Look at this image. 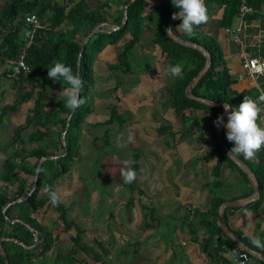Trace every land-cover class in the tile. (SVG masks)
Here are the masks:
<instances>
[{"label":"trees","instance_id":"trees-1","mask_svg":"<svg viewBox=\"0 0 264 264\" xmlns=\"http://www.w3.org/2000/svg\"><path fill=\"white\" fill-rule=\"evenodd\" d=\"M131 1L6 0L0 6V84L2 81L11 84L1 94L5 98L12 91L16 92L12 101H3L0 105V128L13 115H17L22 106L33 102L25 123L16 126L11 138L0 145V153L4 154L0 166V240L9 264H110L109 251L103 243L94 241L93 246L88 245L84 241L85 230L82 225L70 217L62 201L53 207L45 191L49 187L56 190L62 179L72 172L73 164L80 157L82 127L94 108L92 96L97 84L95 64L107 47H115L116 52V60L108 65V71L116 81L113 91L123 86V76L153 70L155 56L141 54L138 50L148 34L158 51L156 57L164 64L171 105L184 127L188 128L191 121L200 124L196 118L197 110L213 114L214 121L226 115L224 108L212 107L187 96L190 83L206 67L209 58L203 51L179 43L167 31L172 14L178 11L171 0H135L128 8L125 22V8ZM243 4L251 8L249 18L261 15L264 0L204 1L208 20L223 11L222 26L225 28L231 27L234 19L240 15ZM31 14L38 16L42 28L36 31L33 43L27 47L26 32L30 27L26 18ZM180 22L175 20L173 23V34L185 42L202 46L212 58L211 67L193 85L191 93L213 103L229 104L233 108H238L244 97L253 99L250 91L238 92L233 89L237 79L227 66L222 47L204 31L207 23L194 26L193 34L189 36L176 28ZM101 24H104L101 30L91 37L83 51L79 75L78 60L85 39ZM111 25L116 28L113 29ZM25 49L29 73L22 75L19 80L8 78L9 61L18 59ZM136 50L141 57L139 59L145 58L143 64L136 66L137 71L134 66L138 59ZM55 62L71 67L83 82L80 97L85 103L76 109L71 119L66 136L67 146L62 143V135L72 110L64 106L63 96L59 95L68 86L62 81L54 82L47 76L48 67L54 66ZM176 64L183 68L182 77H173L167 71L169 66ZM131 83L135 85L137 80ZM128 117L129 114H120L114 105L111 117L105 123L123 126L128 122ZM217 128L213 122L208 141L213 148L207 159H218L216 172L224 163H228L248 181V174L228 157L219 141ZM50 156L59 157L45 160L38 173L41 159ZM238 157L256 174L260 183L261 198L255 202L258 204L264 197V160L252 163L243 155ZM133 162L132 169L137 171L140 165L139 152L134 153ZM29 177L34 178L33 182L29 181ZM224 203L225 199L215 197L210 209L201 214L209 235L205 240L206 245L216 241L219 253L225 251L226 247L237 248L239 255L248 252L218 226L217 215ZM49 209L58 213V230L50 229L37 217L41 211ZM61 232L70 234L72 247L63 249L65 242H57L61 239ZM234 233L250 250L264 252V248L251 243L252 238L239 231ZM53 250H56V254L51 256ZM221 263L232 264L226 260ZM0 264H6V258L1 253Z\"/></svg>","mask_w":264,"mask_h":264},{"label":"crops","instance_id":"crops-1","mask_svg":"<svg viewBox=\"0 0 264 264\" xmlns=\"http://www.w3.org/2000/svg\"><path fill=\"white\" fill-rule=\"evenodd\" d=\"M249 14L251 10L245 21L239 15L225 28L220 11L209 18L204 31L222 47L227 66L237 79L233 89L250 91L253 100H258L264 74L257 78L246 75L242 62L244 55L264 59V4L261 15L248 18ZM149 38L147 34L138 50L155 56L153 70L123 76L124 84L116 92V81L108 71L109 63L116 60L115 47H107L96 62L94 108L82 127L80 157L75 162L79 165L85 158L89 168L74 165L56 191L70 217L84 228V241L90 246L102 242L109 251L110 264H222V260L236 264L237 248L226 247L219 253L216 241L206 245L209 235L201 214L210 209L215 197L225 202L255 199L245 205L226 206L222 218L233 233L258 237L264 243V197L255 204L261 198L257 199L255 180L248 175L247 181L228 163L216 172L218 159H207L213 148L208 141L215 116L197 110L200 124L191 121L184 127L167 93L164 64ZM133 80L137 84L133 85ZM114 105L120 114L130 116L123 126L105 123ZM259 107L257 124L264 128V103ZM224 124L222 136L231 149L234 143L227 140ZM84 141L87 148L83 150ZM108 145L114 150L105 151ZM135 152L140 153L137 178L125 184L120 170L125 161L133 167ZM262 159L264 146L247 160L259 163ZM93 162L100 164V176L92 173ZM247 249L248 264H264L263 257L255 256L264 252Z\"/></svg>","mask_w":264,"mask_h":264},{"label":"clouds","instance_id":"clouds-1","mask_svg":"<svg viewBox=\"0 0 264 264\" xmlns=\"http://www.w3.org/2000/svg\"><path fill=\"white\" fill-rule=\"evenodd\" d=\"M173 6L178 9L172 14L173 20L181 21L176 27L183 33L191 36L194 26L207 23V10L203 0H171ZM167 31L171 33L172 28ZM168 73L173 77H182L183 68L180 64L169 66ZM47 76L54 82H63L68 87L64 88L59 95L63 96L64 106L70 110L79 108L85 101L80 97L83 82L78 74H74L73 69L62 62H55L54 66L48 67ZM258 100L244 97L243 102L238 108H233L229 104L224 105V112L228 113L227 123L224 127L227 129L226 138L229 142L234 143L228 153V157L243 155L245 159H253L256 153L264 146V128L257 124L259 114L262 109L259 104L264 103V88H259ZM224 116L221 115L214 121L216 127L223 124ZM132 138L129 137V142ZM131 162L125 161V167L120 170V178L125 184L133 183L137 176L136 172L128 165ZM49 202L53 207L61 203V197L56 190L51 187L45 189ZM251 243L258 247L264 248V243L258 237H253Z\"/></svg>","mask_w":264,"mask_h":264},{"label":"water","instance_id":"water-1","mask_svg":"<svg viewBox=\"0 0 264 264\" xmlns=\"http://www.w3.org/2000/svg\"><path fill=\"white\" fill-rule=\"evenodd\" d=\"M135 0H132L129 5L126 6L125 8V22L127 21L128 19V8L129 6L134 2ZM205 0H203L204 2ZM175 22V20L171 19L170 23H169V27L168 28H173V23ZM103 24L97 26L93 31H91V33L88 35V37L85 39V42L83 44V47H82V52L80 53V56H79V60H78V66H79V75H80V68H81V57H82V54H83V51L86 49V46L88 44V42L90 41L91 37L96 34L97 32H99L101 30V27H102ZM111 27L113 29H115L116 27H114L113 25H111ZM176 41H178L179 43L181 44H184V45H187V46H191V47H195L201 51H203L209 58L208 60V63L206 65V67L197 75V77L190 83L188 89H187V96L190 98V99H193V100H197V101H200L206 105H209V106H212V107H216V108H224V105L225 104H217V103H213V102H210L206 99H203L201 97H198V96H195L191 93V89L193 87V85L201 78L203 77L209 70V68L211 67L212 65V58L209 54V52L203 48L202 46L200 45H197V44H192V43H189V42H185L183 41L182 39L180 38H177L173 32L171 31L170 33ZM76 112V109L75 110H72V113L70 114L69 118H68V121H67V126H66V130L65 132L63 133L62 135V143L64 146H67V133L69 131V128H70V123H71V119L74 115V113ZM227 115L228 113H226V115L224 116V121H223V124L224 122L227 120ZM223 124H221V126L219 128H217V133H218V137H219V141L220 143L223 145L224 149L227 151V153H229L230 151V148L228 147V145L225 143V140L222 136V128H223ZM59 156H50V157H46V158H43L41 159L40 163H39V168H38V173H39V169L41 168L43 162L47 159H57ZM246 174L250 175L256 182L257 184V199L260 198L261 196V189H260V183L257 179V176L256 174L249 168V166L247 164H245L243 161L239 160L237 157H230ZM35 189V187H34ZM33 189V191H34ZM32 191V192H33ZM32 192L30 193V195L32 194ZM29 196H27L28 198ZM22 199H20L19 201H21ZM255 199H252L250 201H243V202H238V201H235V202H225L219 212H218V216H217V219H218V225L219 227L223 230V232L228 235L231 239H233L236 243H238L243 249L245 250H248L247 247L242 243V241L233 233V231L227 226V224L225 223V221L223 220L222 218V213L224 211V208L226 206H239V205H245L247 204L248 202H253ZM15 203V202H14ZM4 212H6V209L4 210ZM36 240H38V234H36ZM16 241L17 243L21 244V242H18L17 240H14ZM1 244H2V240H0V253L6 258V264H9V260H8V255L7 253L4 251V249L1 247ZM256 257H263L264 259V255H260V254H255Z\"/></svg>","mask_w":264,"mask_h":264},{"label":"rangeland","instance_id":"rangeland-1","mask_svg":"<svg viewBox=\"0 0 264 264\" xmlns=\"http://www.w3.org/2000/svg\"><path fill=\"white\" fill-rule=\"evenodd\" d=\"M5 1L6 0H0V6H2L4 3H5ZM60 1H63V0H60ZM104 25V24H103ZM102 25V26H103ZM138 50H136V54L135 55H137V57H136V59H137V62L135 63V70L137 71V67L136 66H138V65H141V64H143V62L145 61V58H143V60H141V59H139V58H141L140 56H139V53L137 52ZM101 72H104V71H100V73ZM3 83L2 84H0V105H1V103H3V101H12L13 100V98H14V95L16 94V92L15 91H13L12 93H9L5 98L3 97V95L1 94V90L3 89V88H8L11 84L10 83H8V82H6V81H2ZM94 93V96H95V92H93ZM94 96H92V98L94 97ZM33 106V102H29V103H27V104H25L24 106H22V108H21V111L17 114V115H13L12 117H11V119L7 122V124L5 125V126H3V127H1L0 128V145H3V144H5L6 142H7V140H9L10 138H11V136H12V132L14 131V129H15V127L16 126H18V125H20V124H23V123H25V121H26V118H27V115L29 114V111H30V109H31V107ZM106 130V129H105ZM9 138V139H8ZM106 138L107 137H105L104 138V140L107 142V144H108V141L106 140ZM85 148H87L86 146H85V141L83 142V150L85 149ZM106 150H108V151H113L114 149H113V147L111 146V145H108L106 148H105V151ZM4 154H2V153H0V166H1V164H2V161H3V159H4V156H3ZM98 155L99 154H97V156H96V160H97V158L99 159V157H98ZM76 161H78V160H76ZM75 161V162H76ZM85 163H86V166H85ZM74 165L75 166H79L80 165V167H83L84 166V169H88L89 168V166H88V163H87V161L85 162V158H82V163H80L79 165H76L75 163L73 164V167H74ZM92 166H93V171H92V173L93 174H96V175H98V176H100L101 175V172H99L101 169L99 168L100 167V164H96V162H93V164H92ZM73 170V169H72ZM95 171H97V172H95ZM86 174V176L88 175H90V172H87V173H85ZM101 179V178H100ZM33 180H34V178L33 177H29V181L30 182H33ZM90 185H92V184H90ZM89 186V185H88ZM101 186H104V185H102L101 184ZM66 187H68L67 185H66ZM37 217L39 218V220L42 222V223H44L46 226H48L50 229H57L58 230V226L60 225V223H58L57 222V218H58V213H56L54 210H52V209H49V210H46V211H41L38 215H37ZM74 231H72V233H73ZM69 233H65V232H61L60 233V237H61V239L59 240H57V242H59V241H64L65 242V244H64V248L63 249H68V248H70V247H72L73 245H72V242L69 240ZM56 254V250H53L52 252H51V256H53V255H55ZM79 257H82V255L80 254L79 255Z\"/></svg>","mask_w":264,"mask_h":264},{"label":"built area","instance_id":"built-area-1","mask_svg":"<svg viewBox=\"0 0 264 264\" xmlns=\"http://www.w3.org/2000/svg\"><path fill=\"white\" fill-rule=\"evenodd\" d=\"M251 10L246 4H243L240 11V16L245 21V16ZM26 21L30 27L26 32V36L28 38L27 47H29L34 40L35 33L38 29L42 28V24L36 14H31L27 16ZM242 27L237 29V32H240ZM228 31H231L228 29ZM238 38V36H236ZM9 68L7 69V76L10 79L19 80L22 75H26L29 73L30 68L26 62V49L21 52L20 56L16 60L9 61ZM244 71L246 75L257 78L264 74V59L249 57L244 55L242 62ZM243 76L241 75L240 78ZM250 254L248 252L241 253L236 258V264H248L250 262Z\"/></svg>","mask_w":264,"mask_h":264}]
</instances>
